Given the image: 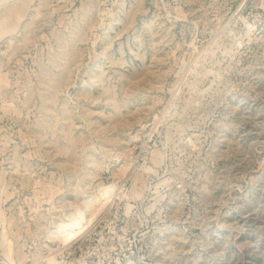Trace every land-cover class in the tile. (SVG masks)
I'll list each match as a JSON object with an SVG mask.
<instances>
[{
  "label": "rangeland",
  "instance_id": "obj_1",
  "mask_svg": "<svg viewBox=\"0 0 264 264\" xmlns=\"http://www.w3.org/2000/svg\"><path fill=\"white\" fill-rule=\"evenodd\" d=\"M0 264H264V0H0Z\"/></svg>",
  "mask_w": 264,
  "mask_h": 264
},
{
  "label": "bare ground",
  "instance_id": "obj_2",
  "mask_svg": "<svg viewBox=\"0 0 264 264\" xmlns=\"http://www.w3.org/2000/svg\"><path fill=\"white\" fill-rule=\"evenodd\" d=\"M76 233V232H75ZM70 235V234H69ZM67 239V238H66Z\"/></svg>",
  "mask_w": 264,
  "mask_h": 264
}]
</instances>
